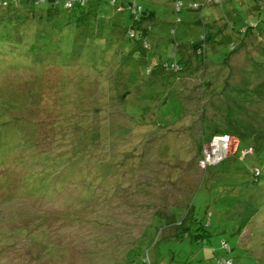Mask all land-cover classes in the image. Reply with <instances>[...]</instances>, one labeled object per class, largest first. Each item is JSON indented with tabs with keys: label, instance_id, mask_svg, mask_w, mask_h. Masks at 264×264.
<instances>
[{
	"label": "rangeland",
	"instance_id": "1",
	"mask_svg": "<svg viewBox=\"0 0 264 264\" xmlns=\"http://www.w3.org/2000/svg\"><path fill=\"white\" fill-rule=\"evenodd\" d=\"M127 1L156 12L159 39L150 43L162 61L174 43L187 46L206 30V63L189 50L178 75H145L158 60L127 39L125 14L108 0L99 11L109 19L98 16L106 26L86 37L63 41L34 16L29 26H48L36 43L38 28L2 23L0 264H124L146 247L154 264H264V158L245 161L261 170L254 183L236 159L241 150L233 154L237 143L264 144V0H227L211 28L193 26L198 15L184 7L175 14L170 0ZM249 11L250 22L232 19ZM13 15L0 9V18ZM246 23L257 28L240 33ZM218 135L231 146L211 145ZM188 200L212 237L200 244L174 243L153 221L180 208L184 219Z\"/></svg>",
	"mask_w": 264,
	"mask_h": 264
},
{
	"label": "trees",
	"instance_id": "2",
	"mask_svg": "<svg viewBox=\"0 0 264 264\" xmlns=\"http://www.w3.org/2000/svg\"><path fill=\"white\" fill-rule=\"evenodd\" d=\"M17 1L18 0H0L1 10H8L10 12H14V15L12 17L0 18V30L4 27L2 26V23L5 20L8 21L9 19L13 20L14 23L16 22L15 24L17 26L13 27L17 30L25 29L26 27L38 28L41 32H43V34H39V38L36 37V43L46 38V28L48 26H29L33 22L26 23V20L30 19L33 21L34 16H36L35 18H37L38 22L40 21L43 24L49 23L52 29L58 28V30H56V32L58 31L57 35L62 34L61 36L63 41L65 40L68 34H73L74 32H76L77 34L79 33L80 35H83V37H86V29L88 31H91V28H104L103 26H106H100L99 24L100 20L98 16L106 17V14L102 15V13L99 11L100 0H26L24 2L20 0L18 2ZM170 1L172 3L173 12L175 14H179L182 10V7H184L187 13H197L198 16L196 17V20L194 18V21L192 22L193 26L195 24H199V26H201L202 24L204 27L210 26L211 28V26H220L218 24L221 23L222 19L218 15V10L215 11V9H223L224 3L227 0H186L185 4L183 0ZM108 2L111 8L113 9L114 13L122 15L125 14L123 20L126 23L125 26H127V28L124 34L126 35L129 41L134 42L133 44L137 49L145 53L144 59L148 61L150 57L153 60H158L157 64H153L152 66L148 65V67L145 68V75H150L152 71H162L178 75L182 72L184 65H186L184 57L185 54H188L189 50L192 53L191 55H193L195 58L199 57L197 58V62H199L201 66L206 63L207 55L205 54V48L206 46H211L210 44H208L211 40V36L207 35L208 33L206 32V30H203L204 32L200 36L198 41L191 40L189 41L187 46L183 45L182 43H174V49L171 52L172 58L168 61H162L160 53L156 51V48H153L152 44L150 43V40H155L156 44V41L159 39H156L158 35L154 34V30L160 29L159 26H161L160 21L157 19L158 16L156 12H154L152 9H144L135 2L132 3L127 0L120 3L118 2V0H108ZM22 5H27L29 9H23ZM260 11L262 10L258 9L256 11V14ZM246 15L248 16V18L244 16L241 17L238 14H234L232 15V19L236 21V19L239 17L243 19L244 22H250L249 18L251 16V12L249 11L248 13H246ZM252 16H254V13H252ZM106 18L109 19V16ZM93 19L98 20L97 23L99 26H92L93 24H91V22L93 21ZM118 20L122 21L121 19ZM180 23L181 19L177 17L176 21H174V24ZM24 24L28 26H22ZM146 26L153 27L147 29ZM221 26H225V24ZM244 26H246L245 30L241 31L240 33L247 34L249 30L257 28L256 25L253 23H246V25ZM220 29L226 30V26L221 27ZM232 31H234V27H232ZM218 32L219 31H217V33ZM171 33L174 34V31H171ZM153 36L154 39H152ZM136 43L140 45H137ZM230 51L231 53H233L235 52V49L231 48ZM177 54H180V56L184 59L180 57L178 60H176ZM242 144L244 146V148L242 149H239L238 143L237 146L233 147L235 148L233 154L235 155L241 150L236 159L239 163L244 164L246 169L251 173L253 182L255 183L261 176V170L256 166L245 165V161L249 157H253V159H258L260 155H262L261 157L264 158V144L261 145L258 151L254 150V148L252 150L249 149L244 142H242ZM252 151H254L255 153ZM45 189H47V186L45 187ZM193 191L194 189L191 191L190 194H192ZM190 197L189 200H191ZM189 200L185 203V208L183 207V211L185 212L184 219L182 218L179 220L178 218L181 208L176 211L174 209L177 208L174 207L172 217L169 220H162L158 217L153 220L155 222L157 221L158 223L164 224V227L171 232L167 239H170L174 243H178L179 241L183 240L184 237H190L189 240L199 244L202 243L205 239H208L209 236L210 238H212L211 235H209L207 232H204L205 226L201 224L202 222L199 223L200 221L198 219L192 218L191 214L194 212V204L192 201L189 202ZM162 231H164V229ZM220 246L226 254H229L231 252V249L227 246L225 241H221ZM125 259L126 261L124 264H154L152 263L151 258L149 256V247L143 248L142 252L138 256L134 257L128 254ZM215 264L233 263L231 260H228L225 257H215Z\"/></svg>",
	"mask_w": 264,
	"mask_h": 264
},
{
	"label": "built area",
	"instance_id": "3",
	"mask_svg": "<svg viewBox=\"0 0 264 264\" xmlns=\"http://www.w3.org/2000/svg\"><path fill=\"white\" fill-rule=\"evenodd\" d=\"M225 140V145L227 144V146L228 145H230L231 146V142L232 141H230L229 140V138L227 137V136H225V135H218V136H215V137H213V140H212V142H211V145H213L214 143H216V141H224ZM218 143V142H217ZM214 147V146H213ZM224 147L225 146H223V149H224ZM220 148V147H219ZM217 151L218 152H215V154L216 155H218L219 153H222V148H220V149H217Z\"/></svg>",
	"mask_w": 264,
	"mask_h": 264
}]
</instances>
